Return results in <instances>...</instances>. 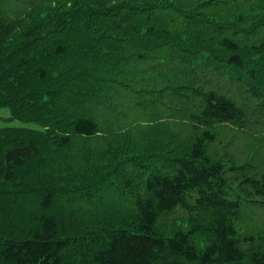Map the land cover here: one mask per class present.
<instances>
[{"label":"trees","instance_id":"obj_1","mask_svg":"<svg viewBox=\"0 0 264 264\" xmlns=\"http://www.w3.org/2000/svg\"><path fill=\"white\" fill-rule=\"evenodd\" d=\"M0 107V264H264V0H0Z\"/></svg>","mask_w":264,"mask_h":264},{"label":"rangeland","instance_id":"obj_2","mask_svg":"<svg viewBox=\"0 0 264 264\" xmlns=\"http://www.w3.org/2000/svg\"><path fill=\"white\" fill-rule=\"evenodd\" d=\"M10 117V109L8 107H0V128L4 126H21L24 125L22 121H19L17 119H9ZM136 118L134 116H129L124 122L126 123L125 127H128V125H133ZM146 124V123H144ZM28 125L32 127H36L34 123H28ZM152 129L150 128V125H143V127L140 126L139 129L134 130H122L117 129V131L113 134L116 140H119L120 146L117 147L118 150L123 152H132L133 149L136 147L142 145L141 140L137 138H145V137H151L156 139H161V137L164 135V133L161 134H150ZM145 133L149 135H144ZM167 133V132H166ZM220 140H222V143L215 142L212 147L218 149L223 144L226 143V141H230V145L228 146V151L234 154V157L239 160H245L248 157H251V159L254 160V162L258 161L261 153L256 152L254 137L252 138L250 136H243L242 133L235 132L229 129L228 127H222L218 130ZM250 134H256L254 132H250ZM118 135L120 138L118 139ZM130 140L135 141L136 143L133 144V146L127 147V144ZM264 155V150L261 151ZM121 153L115 154V156L110 158L109 162H102V163H96L93 165L91 170L88 172V174L82 178H80L77 182L78 183H90L92 181H95L97 179H100L102 177L108 178L106 174L109 172V169L113 162L115 161L116 157L121 156ZM72 185V184H70ZM173 217H176L177 219L173 220ZM173 217H168L166 220V223L169 221L168 226H174V225H184L183 221L181 220V217L178 214H175ZM238 230L240 235L244 234H252V235H262L264 234V209L262 207H254V205L248 206L244 209L241 220L238 223Z\"/></svg>","mask_w":264,"mask_h":264}]
</instances>
